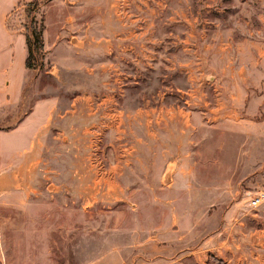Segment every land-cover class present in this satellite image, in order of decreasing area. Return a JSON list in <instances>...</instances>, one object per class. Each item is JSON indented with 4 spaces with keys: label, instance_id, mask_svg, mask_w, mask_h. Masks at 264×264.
<instances>
[{
    "label": "rangeland",
    "instance_id": "1",
    "mask_svg": "<svg viewBox=\"0 0 264 264\" xmlns=\"http://www.w3.org/2000/svg\"><path fill=\"white\" fill-rule=\"evenodd\" d=\"M30 1L0 0V84L25 70L19 103L0 85V264H258L264 0Z\"/></svg>",
    "mask_w": 264,
    "mask_h": 264
},
{
    "label": "crops",
    "instance_id": "2",
    "mask_svg": "<svg viewBox=\"0 0 264 264\" xmlns=\"http://www.w3.org/2000/svg\"><path fill=\"white\" fill-rule=\"evenodd\" d=\"M23 62L22 64L25 62V58H26V49L23 51ZM14 53H16V48L14 49ZM21 58V55H20ZM25 68L26 65H25ZM13 68L10 69V74L8 76V78L6 77V79H4L2 81V88H6L7 91H5V98L2 99V103H4V105H8V104H17L20 101H22L23 99V93H24V79L22 77V73L25 72V70L23 72H19V74H14L13 72ZM46 104V113L43 114L41 121H39V123L37 124V132L39 131V129H41L42 126L46 125L48 123V119L50 117L51 111H52V104L48 105V103H46L45 101H37L33 107L32 110H29L26 114V116L24 118H27L30 115H34L35 113L40 114L42 108L44 107V105ZM37 132H35L34 134H37ZM259 243H263L261 241H259ZM255 262L258 264H264V257H262L261 255H255Z\"/></svg>",
    "mask_w": 264,
    "mask_h": 264
},
{
    "label": "trees",
    "instance_id": "3",
    "mask_svg": "<svg viewBox=\"0 0 264 264\" xmlns=\"http://www.w3.org/2000/svg\"><path fill=\"white\" fill-rule=\"evenodd\" d=\"M29 6H32V9L36 10L38 9L41 5L42 2L41 0H32L28 3ZM33 41L36 42V46L35 44H33ZM26 45H27V57L25 60V65L27 68L32 67V60H33V56L35 53V49L34 46L39 49H43V40H42V33L40 32H34V33H28L26 35Z\"/></svg>",
    "mask_w": 264,
    "mask_h": 264
},
{
    "label": "built area",
    "instance_id": "4",
    "mask_svg": "<svg viewBox=\"0 0 264 264\" xmlns=\"http://www.w3.org/2000/svg\"><path fill=\"white\" fill-rule=\"evenodd\" d=\"M263 203H264V192H259L258 194L253 196L249 201L250 206L253 208H257L263 205Z\"/></svg>",
    "mask_w": 264,
    "mask_h": 264
}]
</instances>
